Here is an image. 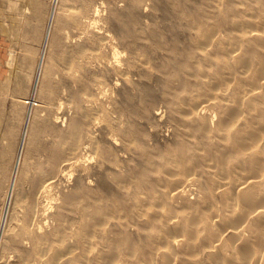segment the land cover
I'll use <instances>...</instances> for the list:
<instances>
[{
  "label": "rangeland",
  "instance_id": "374dc122",
  "mask_svg": "<svg viewBox=\"0 0 264 264\" xmlns=\"http://www.w3.org/2000/svg\"><path fill=\"white\" fill-rule=\"evenodd\" d=\"M261 35L264 0H0V219L7 197L9 203L0 264H21L19 245L30 244L24 227L33 220L55 239L63 225L62 238L50 246L55 264H182L185 257L191 264H229L225 256L232 254L230 264H262ZM250 129L255 135L246 134ZM237 134L245 139L234 147ZM250 179L261 203L246 199L252 208L241 193ZM227 217L244 224L229 226ZM250 223L263 231V245L253 242L252 252L241 253L236 248ZM234 225L242 229L238 245L226 235Z\"/></svg>",
  "mask_w": 264,
  "mask_h": 264
},
{
  "label": "bare ground",
  "instance_id": "6f19581e",
  "mask_svg": "<svg viewBox=\"0 0 264 264\" xmlns=\"http://www.w3.org/2000/svg\"><path fill=\"white\" fill-rule=\"evenodd\" d=\"M56 1V0H55ZM120 4V3H119ZM86 6V5H85ZM97 7H98V5H97ZM55 5L51 8V11H50V15H49V21H48V26H47V29H46V35H45V39H44V44H43V48H42V51H41V55H40V60H39V65H38V71H37V76L35 77V81H34V85H33V89H35L36 87V84H37V79H38V74H39V72H40V68H41V66H42V61H43V57H44V48H45V46L47 45V43H48V39H49V37H50V35H51V32H52V28H53V17H54V14H55ZM87 10H89V9H87ZM97 10V9H96ZM89 12V11H88ZM87 12V13H88ZM97 12V11H96ZM102 12V11H101ZM94 20H96V19H94ZM244 20H246V19H244ZM100 21H102V20H100ZM97 22V21H96ZM247 22V21H246ZM240 23V22H239ZM248 23V22H247ZM87 26V25H86ZM91 26V25H90ZM88 28V27H87ZM101 28H103V27H101ZM101 28H99V29H101ZM82 29V28H81ZM83 29H85V28H83ZM91 31V30H90ZM84 33H86L85 31H83ZM68 33H69V31H68ZM213 33H214V31H213ZM212 33V34H213ZM255 33V32H254ZM253 33V34H254ZM257 33H255V35H256ZM98 35V34H97ZM101 35V34H100ZM145 35V34H144ZM214 35V34H213ZM258 36V39H259V35L260 34H257ZM104 36V35H103ZM147 36V35H146ZM76 37V36H75ZM254 37H256V36H254ZM261 37H264V36H262L261 35ZM115 38V37H114ZM230 38V37H229ZM99 39V38H98ZM199 39V38H198ZM261 39H264V38H261ZM69 40V39H68ZM228 40V39H227ZM264 41V40H263ZM226 42V41H225ZM228 42V41H227ZM260 42V41H259ZM79 43H81V42H79ZM82 43H84V42H82ZM196 43V42H195ZM232 43V42H231ZM262 43V42H261ZM81 45V44H80ZM231 45H233V43L231 44ZM76 46V45H75ZM82 46V45H81ZM82 48V47H81ZM115 48V47H114ZM117 49V48H116ZM115 50V49H114ZM113 52V51H112ZM116 52V51H115ZM118 53V52H117ZM120 53H122V52H120ZM126 53V52H125ZM114 54V53H113ZM116 54V53H115ZM114 54V55H115ZM241 54H243V53H241ZM264 54V53H263ZM118 55V54H117ZM242 56L243 55H240L239 57H241L242 58ZM117 57V56H116ZM116 57H115V59H116ZM244 58V57H243ZM243 58H242V61H243ZM80 59H82V58H80ZM114 59V60H115ZM244 59H246V58H244ZM264 58H262L261 60H263ZM238 60H241V59H238ZM258 60V59H257ZM118 62V61H117ZM239 62H241V61H239ZM264 62V61H263ZM260 63H262L261 61H260ZM240 64V63H239ZM241 64H243V63H241ZM260 66H262V68H264V64H259ZM260 66H259V68H260ZM228 67V66H227ZM262 68H260V73H261V69ZM225 70V69H224ZM223 70V71H224ZM264 70V69H263ZM262 70V71H263ZM125 71V70H124ZM227 71V70H226ZM258 71H259V69H258ZM259 72H257V75L259 76V74H260ZM252 74H254L255 75V73L253 72ZM262 75H264V74H262ZM250 77V76H249ZM249 77H247V78H249ZM257 78H260V76L259 77H257ZM262 78H263V76H262ZM251 79H253V81H251ZM254 79H255V81H254ZM243 80V79H242ZM248 80H250L249 82H251V83H256V84H258L257 83V81H256V78H255V76L253 77V78H251L250 77V79H248ZM244 81V80H243ZM247 81V80H246ZM261 81V80H260ZM259 81V82H260ZM260 84H263V83H261L260 82ZM101 85V84H100ZM87 86V85H86ZM241 86H242V84H241ZM240 86V87H241ZM255 87V86H254ZM258 87V86H257ZM256 87V88H257ZM65 88V87H64ZM202 88V87H201ZM241 89V88H240ZM251 89V88H250ZM90 90V89H89ZM248 90V89H247ZM258 90V89H257ZM235 92V91H234ZM260 92V91H259ZM103 93V92H102ZM258 93V92H257ZM101 94V93H100ZM188 94V93H187ZM196 94V93H195ZM228 94V93H227ZM233 94V93H232ZM262 94V93H261ZM257 95V94H256ZM188 96V95H187ZM223 96H225V95H223ZM237 96H239V95H237ZM236 97V96H235ZM248 97V96H247ZM251 97L252 96H250V98H247V99H245V101L247 100V101H249L250 103H251V100H249V99H251ZM253 97H255V94H254V96ZM206 98V97H205ZM260 98H262L261 96L259 97V99ZM253 99V98H252ZM254 99H256V98H254ZM231 100V99H230ZM239 100V99H238ZM241 100V99H240ZM187 101V100H186ZM246 101V102H247ZM192 102V101H191ZM203 102V101H202ZM238 102H240V101H238ZM237 102V103H238ZM242 102V101H241ZM248 102V105L250 104ZM201 103V102H200ZM199 103V104H200ZM209 103V102H208ZM211 103H213V105H214V103L215 102H211ZM216 103H218V102H216ZM215 103V106H217V104ZM229 103V102H228ZM194 104V103H193ZM223 104H224V102H223ZM226 104V103H225ZM230 104V103H229ZM229 104H227V105H229ZM226 105V107H228ZM231 105H234L235 106V103L234 104H232L231 103ZM230 105V106H231ZM246 105V104H245ZM248 105H246V106H248ZM198 106V105H197ZM220 106V105H219ZM224 106V105H223ZM236 106H237V104H236ZM202 107V106H201ZM221 107V106H220ZM225 107V106H224ZM223 107V109H224V111H225V108ZM239 107V106H238ZM202 108H205V107H202ZM229 108V107H228ZM227 108V109H228ZM230 108H232V107H230ZM222 109V108H221ZM234 109H236V107H234ZM238 109V108H237ZM213 110V109H212ZM238 110H241V109H238ZM205 111V110H204ZM206 111H207V109H206ZM209 111V110H208ZM30 114H31V109H29L28 108V110H27V114H26V122H25V125L27 126L28 125V122H29V118L31 117L30 116ZM201 114V113H200ZM205 114V113H204ZM207 112H206V116H207ZM201 118H202V116H200ZM204 118V120L206 121V119L208 118V116L206 117V119H205V117H203ZM213 121V120H212ZM204 122V121H203ZM207 122V121H206ZM202 124V123H201ZM205 125H206V123H205ZM208 125V124H207ZM25 126V127H26ZM203 127H204V124H203ZM206 127V126H205ZM221 127V126H220ZM224 127V126H223ZM27 128H28V126H27ZM206 129V128H205ZM216 130H217V128H216ZM74 131H76V129L75 128H73L72 130H70L69 132V134L71 135V133H73ZM238 131H240V129L238 130ZM237 131V132H238ZM242 131V130H241ZM252 131H254V129H250V131L248 130V132H247V130L245 131L246 132V134H251V136H253V135H255L254 133L255 132H252ZM256 131V133H257V130H255ZM218 132H219V130H218ZM221 132V131H220ZM220 132H219V134H220ZM236 132V133H237ZM243 132V131H242ZM241 132V133H242ZM249 132H251V133H249ZM235 133V134H236ZM24 134V133H23ZM78 135V134H77ZM77 135H76V137H77ZM243 135V134H242ZM221 136H222V134H221ZM224 136V135H223ZM245 135H243V136H241L240 134H237L236 136H234V142H233V146L235 147V145H237L238 146V144H240L241 143V145H242V141L241 140H244L245 139V137H244ZM248 137H250L249 135H247ZM24 137V136H23ZM23 137H22V140H23ZM76 137H74V138H76ZM247 138V137H246ZM233 141V140H232ZM232 141H231V143H232ZM61 142V141H60ZM115 142H116V140H115ZM245 142V141H244ZM21 143H23V141L21 142ZM87 144H89V143H87ZM211 144V143H210ZM243 144H246L247 145V142H245V143H243ZM184 145V144H183ZM217 148H218V145L216 146ZM214 148V147H213ZM216 148V149H217ZM230 148V147H229ZM233 148V147H232ZM237 148V147H236ZM186 149V148H185ZM22 150V144H21V146H20V148H19V152H18V155H17V158H16V162H15V165H14V168H13V172H12V175H11V184H10V188H9V195L12 193V189L14 188V186H15V183H16V178H17V173H18V167H19V163H20V151ZM233 150H235V149H233ZM207 151H209V153L208 154H210V151H211V149L210 150H207ZM213 151V150H212ZM215 151V150H214ZM213 151V152H214ZM212 152V153H213ZM205 153V152H204ZM219 153H223V152H219ZM219 153H216V154H218L219 155ZM182 154V153H181ZM225 153H223L222 154V156L224 155ZM236 154V153H235ZM56 155H57V153H56ZM252 155V154H251ZM185 156V155H184ZM206 156H208V155H206ZM220 157L219 159L221 160V158H223V157ZM253 156V155H252ZM255 156H257V155H255ZM210 157V156H209ZM81 158V157H80ZM205 158V157H204ZM253 158V157H252ZM255 158V157H254ZM254 158H253V160L251 161V164L253 165V163L256 161V160H254ZM215 159V158H214ZM255 159H257V157L255 158ZM261 159V158H260ZM223 160H224V158H223ZM258 160V162L260 161L259 159H257ZM198 161V160H197ZM205 161V160H204ZM257 162V163H258ZM249 163V162H248ZM256 163V162H255ZM257 163H256V165H257ZM236 164V163H235ZM233 165H234V163H233ZM232 165V166H233ZM251 165V166H252ZM255 165V164H254ZM235 167H236V165H234ZM255 166H253V168H254ZM258 167V166H257ZM257 167H255V168H257ZM233 168V167H232ZM258 171V169H255V171ZM51 171V170H50ZM67 171V170H66ZM220 171H222V170H220ZM51 172H53V171H51ZM71 172H73V170L71 171ZM70 172V173H71ZM63 173V172H62ZM221 173H223L224 175H225V173L224 172H221ZM68 174V173H67ZM214 174V173H213ZM216 174H217V172H216ZM219 175V174H218ZM191 176V175H190ZM255 176V175H254ZM214 177V176H213ZM212 177V178H213ZM223 177V176H222ZM250 177V176H249ZM256 177H257V175H256ZM194 178V177H193ZM224 178V177H223ZM246 179L248 178V176H246L245 177ZM255 178V177H254ZM253 178V179H254ZM19 179V178H18ZM49 179H53V178H49ZM48 179V180H49ZM60 179V178H59ZM213 179H215V178H213ZM218 179V178H217ZM252 179V180H253ZM256 179V178H255ZM257 179H259V178H257ZM180 180V179H179ZM183 180V179H182ZM181 180V181H182ZM209 180V179H208ZM216 180V179H215ZM251 180V179H250ZM249 180V181H250ZM250 181V185H248V186H246L247 184L245 183H243L244 184V186H242V185H240L239 186V184H238V186L239 187H241L242 186V190L243 191H241V193L243 194V197L245 198H243L242 196V200H245L244 202H245V204H246V202H248V201H246V199L248 200V199H250V198H253L254 197V199H255V197H257V196H255L254 194H253V192L254 191H252L253 189L255 190V188L253 187L256 183H254L253 181ZM47 181V180H46ZM61 181H63V180H61ZM178 181V180H177ZM218 181V180H217ZM246 181V180H245ZM37 182V181H36ZM179 182V181H178ZM209 182H211V180L209 181ZM221 182H222V180H221ZM232 182V181H231ZM248 182V181H247ZM251 182H253V183H251ZM62 183V182H61ZM176 183V182H175ZM174 183V184H175ZM212 183V182H211ZM242 183V182H241ZM59 184H60V182H59ZM58 184V185H59ZM194 184V183H193ZM215 184V186L218 184H216L215 182L213 183V185ZM223 184V183H222ZM249 184V183H248ZM252 184H254V185H252ZM44 185V184H43ZM208 185H209V183H208ZM212 185V186H213ZM256 185H258V184H256ZM255 185V186H256ZM49 186V187H48ZM48 186H46L47 187V189L48 188H50V186L52 187V185L50 184V185H48ZM175 186V185H174ZM246 186V187H245ZM259 186V185H258ZM258 186H257V189H258ZM43 187V186H42ZM181 187V186H180ZM180 187L178 188V189H180ZM221 187H223V186H221ZM262 187V186H261ZM174 188H176V187H174ZM182 188V187H181ZM184 188V187H183ZM211 188V187H210ZM236 188V187H235ZM46 189V188H45ZM45 189H44V191H45ZM177 189V190H178ZM261 189V188H260ZM173 190V189H172ZM175 190V189H174ZM176 190V193H180L181 191L183 192V194H184V191L181 189V191L180 190H178L177 191ZM187 190H188V188H187ZM204 190H206V189H204ZM222 190H224V191H221V192H224V193H226L227 191V188H226V190H225V187H223V189ZM230 190V189H229ZM241 190V189H240ZM40 191V190H39ZM48 191V190H47ZM52 191V190H51ZM226 191V192H225ZM232 191V190H231ZM235 191V190H234ZM50 192V191H49ZM189 192V191H188ZM205 192V191H204ZM237 192V191H236ZM257 192H258V190H257ZM256 192V194H258ZM171 193H173L172 191H171ZM207 193V192H206ZM208 193L210 194V192L208 191ZM223 193V194H224ZM255 193V192H254ZM43 194H45V193H43ZM46 194H48V193H46ZM180 194H182V193H180ZM179 194V195H180ZM227 195H229L230 193H226ZM225 194V195H226ZM238 194V192L236 193V196H238L237 195ZM177 195V194H176ZM175 195V197H177L178 198V196H176ZM206 195V194H205ZM224 195V198L226 197ZM254 195V196H253ZM8 196V195H7ZM11 196V195H10ZM47 196V195H46ZM181 196H182V199L184 198V200L185 199H187V198H185V196L184 195H180L179 197L181 198ZM184 196V197H183ZM223 196V195H222ZM259 196V200H260V195H258ZM51 197V196H50ZM187 197V196H186ZM192 197V196H191ZM231 197V196H230ZM66 198V197H65ZM68 198H70V197H67L66 198V200L68 201ZM190 198V197H189ZM223 198V199H224ZM232 198V197H231ZM238 198V197H237ZM7 199H8V197H7ZM7 199H6V204H5V208L3 209V213H2V216H1V219H0V250H1V248H2V245H3V242H4V240H5V234H4V231H5V227H6V223H7V218H8V213H9V203H7ZM10 199V198H9ZM179 199V198H178ZM196 199V198H195ZM225 199H227V197L225 198ZM262 199V198H261ZM181 200V199H180ZM188 200V199H187ZM258 203H259V205H261V203H260V201L259 200H257V199H255ZM254 200V201H255ZM263 200V199H262ZM9 201V200H8ZM230 201V200H229ZM250 201V200H249ZM252 201V200H251ZM186 202V201H185ZM189 202H190V200H189ZM226 202V201H225ZM231 202V201H230ZM230 202H228V204L230 203ZM253 202V201H252ZM183 203V202H182ZM195 203V202H194ZM253 203H255V202H253ZM263 203V202H262ZM44 204H45V202H44ZM183 204H186V203H183ZM245 204H244V206H245ZM247 204H249L250 206H251V208H252V203L250 204L249 202L247 203ZM256 204V203H255ZM52 205V204H51ZM186 205H188V203L186 204ZM231 205V204H230ZM257 205V204H256ZM259 205H257V206H259ZM11 206V205H10ZM248 206V205H247ZM249 206V207H250ZM256 206V207H257ZM53 207V206H52ZM260 207V206H259ZM247 208V207H246ZM245 208V209H246ZM258 208V207H257ZM262 208V207H261ZM264 208V207H263ZM36 209V208H35ZM244 209V208H243ZM253 209H254V207H253ZM252 209V210H253ZM256 209V208H255ZM46 210V209H45ZM251 210V209H250ZM39 211H41V209L39 210ZM43 211V210H42ZM242 211H244V210H242ZM248 211V210H247ZM256 211V210H255ZM258 211V216L259 215H262V217L264 216V209H263V211L262 210H257ZM2 212V211H1ZM224 212V214H225V217H226V215H228L227 213H225V211H223ZM254 212V211H253ZM45 213V212H44ZM64 212H62V214L61 213H59V215H58V220L59 221H61V225L63 224V220L65 219L64 217V215L65 214H63ZM245 214H243V217L246 215V211L244 212ZM39 214H41V213H39ZM47 214V213H46ZM255 214H256V212H255ZM254 214V215H255ZM1 215V214H0ZM213 216H214V213L212 214ZM222 215V214H221ZM257 215V214H256ZM40 217H41V215H39ZM39 216H37V218H40ZM52 216V215H51ZM218 216V215H217ZM223 216V215H222ZM240 218L242 217V214H241V216H239ZM238 217V218H239ZM243 217H242V220H243ZM257 217V216H256ZM260 217V216H259ZM216 218V217H215ZM217 218H219V217H217ZM221 218V217H220ZM229 218H231V219H233L232 217H229ZM238 218H236V219H238ZM239 218V219H240ZM245 219H246V216L244 217ZM214 219V218H213ZM222 219V218H221ZM226 219H228V217L226 218ZM225 218H223V220H226ZM238 219V221L236 222L235 221V218H234V221L233 220H231L230 221V219H228V221H229V223L227 224V225H229V226H231L230 225V222H235V224H240L241 225V227L243 226L242 225V223L244 222H242V223H240V221H242L241 219L239 220ZM244 219V220H245ZM41 220V219H40ZM190 220V219H189ZM216 220H218L219 221V219H216ZM208 221V220H207ZM213 222V221H212ZM222 222V221H221ZM224 222H226V221H224ZM223 222V223H224ZM246 223V222H245ZM187 224H190L189 223V221L187 222ZM207 224V223H206ZM208 224H210V222L208 223ZM207 224V225H208ZM214 224V223H213ZM218 224H221V223H219L218 222ZM225 224V226H226V223H224ZM224 224L222 225L221 224V226H223V227H225L224 226ZM232 224V223H231ZM244 224V223H243ZM249 224V223H248ZM42 224H39V222H34V220H33V222L32 223H30V224H28V222L25 224V227H24V232H26V233H28L29 234V239H26V237H24L25 239H26V241H27V243H30V244H28V245H26V246H22V245H19L20 246V257H21V264H55V262H54V255L50 252V246H51V244H52V242H53V240L55 239L54 237H53V235H52V232L51 233H46L44 230H43V227L41 226ZM253 225V224H252ZM251 225V223H250V225H248V226H251V227H249L250 228V235L248 236V237H245L244 238V240L240 237V238H237V239H235L236 237H238V234H239V236H240V231L242 230H240V231H238L237 229H236V227H235V225H234V229L232 228L231 229V231H230V234H226V235H231V236H229L228 238L230 239V241H235V242H237V245H238V240L240 241L241 239L243 240L241 243H239V246L236 248V249H239L240 251H241V253H248V251H251L252 252V250H253V242H258V243H256V244H259V242L262 244V242L261 241H263V240H261L262 239V230L260 231V228H258L256 225L255 226H252ZM257 225H258V223H257ZM260 225H261V223H260ZM14 226V225H13ZM237 227H238V225H236ZM208 227H210V225H208ZM212 227V226H211ZM223 227H221V228H223ZM214 228H217V227H214ZM213 228V229H214ZM240 228V227H239ZM170 229H171V227H170ZM193 228H191V230H192ZM224 229H226V228H223V231H224ZM228 229V231H229V229L230 228H227ZM247 229H248V227H247ZM263 229V228H262ZM61 230V232H62V234H63V225H62V228L60 229ZM215 230V229H214ZM222 230V229H221ZM220 230V231H221ZM249 230V229H248ZM23 231V230H22ZM210 231H213V230H210ZM218 231V230H217ZM227 231V233H229ZM215 233H216V231H214ZM247 232V231H246ZM245 232V233H246ZM213 233V232H212ZM211 233V234H212ZM226 233V232H225ZM224 232L222 233V234H225ZM248 233V232H247ZM247 233H246V235H247ZM62 234H58L57 235V238L56 239H61L62 237ZM21 235V234H20ZM61 235V236H60ZM213 235V234H212ZM215 235V234H214ZM245 235V236H246ZM27 236V235H26ZM211 236V235H210ZM227 237V236H226ZM181 238V237H180ZM214 238H217V237H214ZM55 239V240H56ZM213 239V238H212ZM179 240V239H178ZM177 240V242H179ZM185 240V239H184ZM215 240V239H214ZM217 240V239H216ZM220 240H221V238H220ZM220 240H218V242L220 241ZM237 240V241H236ZM25 241V240H24ZM183 241V240H182ZM187 241V240H186ZM217 242V243H218ZM235 242L234 243H232V245L233 244H235ZM184 243H186V242H184ZM189 243V242H188ZM24 244H26V242L24 243ZM179 244V243H178ZM179 245H181V246H183L184 244H179ZM263 245V244H262ZM189 247H192L191 245H188ZM187 246V247H188ZM215 246V245H214ZM224 246V245H223ZM231 246V245H230ZM185 248H186V244H185V246H184ZM183 247V248H184ZM226 247H228V246H226ZM233 247H234V245H233ZM261 247H263V246H261ZM183 249V250H186V249ZM229 248V247H228ZM232 248V247H231ZM190 250H192L193 248H189ZM223 249V248H222ZM262 249H264V248H262ZM65 250H66V246H64L61 250H60V252L58 253V256H57V261L60 259V258H63L64 257V255H65ZM149 250V249H148ZM148 250H146V251H148ZM173 250V249H172ZM188 250V249H187ZM186 250V251H187ZM216 250H218V248L216 249ZM229 250H230V248H229ZM145 251V250H144ZM150 251V250H149ZM167 251H169V250H167ZM215 251V250H214ZM143 252V251H142ZM166 252V251H165ZM188 253H189V251H187ZM191 252V251H190ZM213 252V251H212ZM211 251L209 252L210 254L212 253ZM145 253H147V252H145ZM168 252H166V255L168 256L169 254H167ZM218 254L220 253V251L219 252H217ZM233 253H234V251H233ZM240 253V254H241ZM103 254V253H102ZM143 254V253H142ZM165 254V253H164ZM163 254V255H164ZM214 254V253H213ZM232 254V253H231ZM231 254H229L228 256H230ZM235 254V253H234ZM146 255V254H145ZM148 255V254H147ZM217 255V254H216ZM220 255V254H219ZM233 255V254H232ZM232 255H231V257H232ZM249 254H247V256H248ZM99 256V255H98ZM100 256H102V257H104L103 255H101L100 254ZM106 256V255H105ZM170 256V255H169ZM210 257L212 256V257H214V258H216L215 257V255L213 256V255H209ZM221 256V255H220ZM219 256V257H220ZM240 256H243V254H241ZM246 255H245V258L247 257ZM101 257V258H102ZM230 257V258H231ZM234 257H235V255H234ZM244 257V256H243ZM242 257V259H245V258H243ZM187 260H189L187 257H185ZM184 258V259H185ZM213 258V260H216V259H214ZM220 258H222V257H220ZM224 258V257H223ZM225 258H227V259H225V260H227V262L229 263H231L232 262V259H231V261H228V260H230V258L229 257H227V255L225 256ZM229 258V259H228ZM249 258V257H248ZM256 258V257H255ZM184 259H182V261L184 260ZM234 259V258H233ZM257 259V258H256ZM255 259V260H256ZM258 259H260V258H258ZM187 260H185V264H187V262H188V264L190 263L189 261H187ZM194 260V259H193ZM193 260H192V262H193ZM235 260V259H234ZM233 260V261H234ZM246 260H247V258H246ZM180 261V260H179ZM187 261V262H186ZM190 261H191V258H190ZM239 261V260H238ZM242 261H244V260H242ZM258 261H260V260H256V261H254V262H258ZM262 261V260H261ZM264 261V260H263ZM171 262V261H170ZM181 262V261H180ZM183 262H181L182 264H184ZM216 262V261H215ZM235 262H236V260H235ZM246 261H244L243 263L244 264H249V262L248 263H245ZM168 263H169V261H168ZM194 264H195V261L193 262ZM229 263V264H230ZM255 263V264H256ZM259 263V262H258ZM171 264V263H170ZM191 264V263H190ZM259 264H261V263H259ZM262 264H264V262L262 263Z\"/></svg>",
  "mask_w": 264,
  "mask_h": 264
}]
</instances>
